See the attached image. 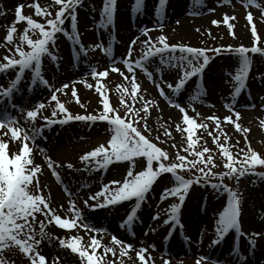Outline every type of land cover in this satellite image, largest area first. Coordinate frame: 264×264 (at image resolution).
Listing matches in <instances>:
<instances>
[{
  "label": "snow or ice",
  "instance_id": "obj_1",
  "mask_svg": "<svg viewBox=\"0 0 264 264\" xmlns=\"http://www.w3.org/2000/svg\"><path fill=\"white\" fill-rule=\"evenodd\" d=\"M225 2L230 3L231 0H218V3ZM144 3L145 0H132L131 12L142 11ZM167 3L168 0H157L154 5L157 13L155 27L161 34L153 38L149 35L152 29L140 28L138 30L140 35L130 39L127 49L120 57H114L112 44L105 46L101 41L86 47L81 41L78 32V9L83 7V0H42V3L33 0L28 6L34 9V15L40 17V21L34 19L33 15L23 14L24 4L15 6L14 20L7 26L6 34L2 38L6 42L3 46L7 48L8 54L0 58V74H7L10 77L6 83H0V264H46V257L39 249L45 239L49 243L54 239L46 231V223L54 222L61 229L80 227L89 233L105 231L87 222L82 210L76 207L74 198L79 196V192L69 193L71 200L69 211L73 214L72 218L58 214L45 193V188L48 186L42 184L40 180L41 165L34 159V147L39 148L41 152L44 149L37 144V140H47V136L43 134L45 128L57 123L67 124L70 121H82L89 126L96 121H106L105 131L110 133V138L80 156L79 160L83 163V169L76 167L72 162L67 163L68 169L75 168L76 171L83 170L91 173L107 168L113 161L128 162L124 166L126 174L121 173L120 179L102 183L99 190L87 195V198L82 201L86 208L91 210L115 208L119 211L117 206L123 207L125 216L121 218L119 228L135 236L132 229L139 220L138 210L142 203L149 200L148 194L154 191L153 185L157 178L162 174L170 173L174 182L171 187L163 188L159 201H166L170 197L174 200L167 207H160L157 203L158 211L151 217L152 221L160 220L162 215L166 217L163 219V224L169 225L166 240L171 238L177 227L184 228V223L181 221V209L186 218L191 214V210L185 203L190 192L192 194L201 190L207 192L210 188L214 194H227L222 209L214 212L209 218L212 237L208 247H215L224 241L230 232L234 233L233 246L228 252V257L231 259L218 261L208 254H201L195 260V264H252L249 256L255 255L258 246L264 248V224L256 230L243 227L244 196L238 188L242 177H255L256 179L252 180L253 184L264 181V171L257 170V166H264V157L252 149L248 143L249 129L238 122L241 113L236 109L237 98L242 92H247L250 102L242 107H258L264 110V95L259 96V104H256L246 83L252 66L248 53L251 51L264 56V46H255L258 34L253 13L249 11L246 15L247 24L251 26V39L254 41L251 48L243 45L235 47L231 44L208 47L204 41H201L205 45L203 47L190 46L184 43H170L169 37L163 34L164 23L159 13ZM241 3L246 8L254 6L259 9V20L264 21V0H241ZM91 7L93 12L97 11L95 5ZM117 9L118 0H102L98 9L100 21L96 25L97 29L108 31L110 26H114ZM215 10V8L209 9L210 12ZM6 15V9L0 5V16ZM235 19V16L225 13L222 20L213 19L210 23L225 24L229 34L234 35L231 31L234 25L230 21ZM18 23L24 26L18 29ZM196 31L200 32V29L197 28ZM205 32L213 41L217 40L210 30ZM58 34L71 41V55L67 58L66 64L72 69L79 67L81 54L87 57L89 52L95 49H100L108 57L109 63L102 70H98V66H92L90 71L84 74L90 75L96 81L95 92L99 94V103L102 105L96 114L74 115L57 96V93L67 95L65 90L69 89L71 84L70 95L79 103L75 87L76 80L66 81L57 86L45 78L46 58L55 64L57 70L61 66V61L64 60V57L59 55ZM111 35L109 31V36ZM141 36L144 38L142 39ZM225 52L238 56L239 65L234 73H226L227 78L224 80V84L229 89L227 95L230 98L224 106L232 115L224 116L223 122L233 125L236 132L243 134L245 145L238 148L235 154L232 148L239 145L240 140L237 138L235 145L228 143L231 137L224 131L221 117L218 115L204 117L206 121L213 122V128L209 131L208 123H197L196 118L200 116L199 112H196L195 116L188 114L189 109L195 112L193 102L208 94L207 89L200 82L205 68L214 57ZM118 64L123 65L126 71L117 67ZM138 69L155 84L168 104L177 108L182 114L183 126L177 124L176 128L181 133L187 134L183 140L179 141L180 148L187 155L180 154L178 149L170 158L168 151L142 134L141 128L152 131L148 123L149 109L153 105L157 107L158 105L156 101L146 99L144 92L140 91ZM110 72H118L127 82V86L123 87L119 97V106L125 109L123 113L119 111V106H112L108 99L106 84L102 78L108 77ZM166 77H170L171 82ZM255 79L264 81V71H259ZM83 82L90 89L94 87L86 80ZM163 85L171 90V94L166 93ZM40 86L47 90L48 97L36 102L28 101V93ZM190 90L192 94L187 97L185 103L182 97ZM172 96L176 99H172ZM138 101L140 107H135ZM80 106L85 107L83 104ZM48 109H51L50 115L45 114ZM38 120L46 123L40 125ZM140 121L144 122L143 125L137 126ZM260 124L264 126V120H261ZM197 129H204L207 136L212 137V143L219 151V159L216 158L213 148L201 146L197 149L196 146L202 139L204 145H207L203 134L196 135ZM163 136L170 137V132L165 129ZM222 136L223 140H221ZM155 139L162 143L166 142L161 140L159 135ZM176 146L177 142L174 141L172 147L176 148ZM138 157L144 159H137ZM47 160V168L51 169L52 175L63 182L57 171L62 167V162L57 163L50 157ZM169 160L170 162L166 163ZM226 178L233 181L237 187L225 183ZM204 199L207 201L210 197L205 196ZM260 208L264 209V202L261 203ZM200 213L207 217L206 205L197 209V214ZM139 222L143 223V221ZM149 227L151 231H155L154 227L151 225ZM147 234L145 231L144 235ZM240 238L247 242L244 250L248 255L241 251ZM55 239H59V244L70 249L72 253H78L79 264H138V262L148 264V261L155 264L149 253V248L155 250L154 244L137 248L115 234L110 238V245L102 244L101 239H98L96 235H91L85 243H81L84 238L80 235H73L68 239ZM184 239L189 240L188 237ZM195 243L200 246L203 240L199 239ZM98 248H102V252L98 253ZM146 253H148L147 256ZM109 254H111L110 258ZM161 255H168V253H161ZM60 264H63L62 260ZM163 264H170V262L164 259Z\"/></svg>",
  "mask_w": 264,
  "mask_h": 264
},
{
  "label": "rangeland",
  "instance_id": "obj_2",
  "mask_svg": "<svg viewBox=\"0 0 264 264\" xmlns=\"http://www.w3.org/2000/svg\"><path fill=\"white\" fill-rule=\"evenodd\" d=\"M17 4H19V2L17 1L9 2L7 4L5 0H0V5H3L4 8L9 12L7 13L9 14L10 18H12L11 14ZM200 6L202 5L200 4ZM200 6L198 7V3L196 1L190 2L188 5L186 4V8L183 7L184 9L181 8L182 9L181 11L175 13L174 14L175 17L173 19L166 20L167 22L166 25L167 26H171L173 24L178 25L177 21H179L180 23L179 25H181L183 23V19H188V20L192 19V21L197 20L193 27H196V24L199 27L197 26L194 29L202 28L205 30H210L213 32V36L217 37V40L213 41L211 37L199 40V38L201 37L197 36V37L191 38L189 42H186L185 38H182V37L173 38L174 33H172V36H171L169 35V33L166 34L164 30H162L163 34L169 37L170 43H184L190 46L203 47L205 45L202 44L201 41H204L208 47H215L220 44H224V45L231 44L235 47L243 45L245 47L251 48L253 46L254 41L251 39V31H250L251 26L248 25L246 21L247 12L251 11L253 13L254 22L257 25L258 39L255 41V46H264V21L259 20V14H260L259 9L255 8L254 6L251 8H246L244 4L241 3V0L231 1L230 3L228 2L218 3V0H206L203 3V6L205 7H203V9L200 10ZM212 8L216 9L215 12L209 11V9H212ZM167 9L168 11L165 8H163L161 9L159 13V16L162 18V20L165 15L174 11V9L171 7H168ZM175 10H178V9H175ZM225 13L236 17L235 20L230 21V23L234 25L233 29L231 30L232 33H234V35L229 34L227 25L225 24L212 25L210 23V21L213 19L222 20L223 15ZM185 14H190V15H185ZM88 16L89 17L86 19V22L84 24V26L86 27H83L84 31H82V33L85 35L86 33L89 34V36L86 35V38L89 39V41L90 39L94 41V38H97V36L101 34V29L96 28L95 31L88 33L89 29L87 28L90 26L89 25L90 22L99 23L100 16L96 12L89 13ZM201 18L206 19V21H203V20L200 21ZM34 19H37L38 21H40L41 18L36 17ZM154 23H157L156 11L154 12L153 15H150L148 18L143 16L139 21L137 20L135 27H138L140 29L142 27H149L151 24H154ZM220 25H223L225 27L224 32H218L215 30L214 27L220 26ZM6 29L7 27L5 28V26H0V37L4 35V33L6 32ZM110 32L113 33L112 31ZM105 34H106L105 38L109 39L110 37L109 30L105 32ZM133 34L134 36L139 35V33L137 32L136 33L133 32ZM160 34L161 33L154 34L153 38H155L156 36ZM206 34L207 33L205 32L204 35ZM217 34H221V35H217ZM80 38H81V34H80ZM58 39L62 41L64 45H66V48L68 50H70L69 45H67L69 43L68 41L64 39V36L62 35L60 36L58 34ZM58 47H59V55L61 56L62 54H64V48L62 49L59 45ZM93 53L95 52H92L89 55ZM113 53H114V49H113ZM122 53L123 52L121 50L120 54ZM209 55H211V53H209ZM248 55L250 59L252 60V66H251V70L249 73V78L246 83H247L248 88L250 89L252 88L251 91H253L256 96L257 100H255L254 102L256 104H259V99H258L259 96L264 95V81L256 80L255 75L259 71H264V56H261L259 53H252L251 51L248 53ZM153 59L158 60V58H153ZM44 65L45 66L48 65L50 66V69H52V65H54V63L50 59H47V62H46V59H45ZM238 66H239L238 56L233 55L232 53L225 52L219 56L214 57L212 61H210L209 65L205 68L203 76L200 81L207 89L208 94L205 96H202L200 100L193 102L195 105V112L192 111L191 109L188 110V114L191 116H195L196 112H199L200 116L196 118L197 123L198 124L202 122L208 123L209 131L212 130L213 128V122L206 121L204 117L209 116V115H218L219 117H221L222 127L224 131L228 133L229 136L231 137L228 143L230 145H235L236 139L239 138L240 140L239 145L232 148V152L234 154L238 151V148L244 147L245 145H244L243 134L236 132L233 125L227 122H223L224 116L232 115V113L229 112L224 106L225 103L230 99L227 95V92L229 91V89H227V85L224 84V80L227 78L226 73L228 72L234 73L235 70L238 68ZM122 70L126 71L124 67ZM137 73H138V82L141 85L140 91L146 93V91L144 90V87L142 86L146 84L154 85V94L156 97H158L157 92H156L157 88L155 84L149 81L147 79V76L144 75V73L141 70L138 69ZM44 75H45V78L49 79L50 83H52L53 76L48 77L46 73H44ZM208 76H210L209 78L210 84H208V81H207ZM166 78L168 79L169 82H171L170 77H166ZM103 82L106 84V81L104 79H103ZM119 83L115 85V90L117 94L116 99L114 101H109L110 104L111 105L113 104L112 106L114 107L120 105V100H119L120 94L123 92V87L127 86V82L124 80L119 81ZM189 83L191 84V81ZM212 83L216 84L215 88L212 86ZM39 92L40 93L42 92L45 98H47V96L49 95L47 90H45L43 86H40ZM146 94H144L145 98L152 100L151 98H147ZM191 94H192V91L190 90L188 93H186L182 97V101L186 103L187 97ZM241 95L242 93L240 94V96L237 98V101H236V109L240 111L241 113L238 122L243 127L249 129L247 136H248V143L250 144L251 148L254 149L259 155L264 157V126L260 124V121L264 120V110H261L259 108L258 114L255 113L256 110H254L252 115L243 116L244 111L252 112L253 108L242 107V105L240 104V100L242 99ZM220 97H224L225 99V103L223 105L219 104L221 109L219 108L216 102L218 98ZM87 98L91 100L93 99L94 101H96L98 103V106H97L98 109L94 110L93 112H89L85 107L83 108L82 107L77 108V106L75 107L65 106V107L69 110V112H71L74 115L75 114L87 115L88 113L96 114L98 110L102 108V105L99 103V99H100L99 94L98 93L89 94ZM171 98L176 99L175 96H172ZM125 99H128V98L125 97ZM61 100L64 102V99H61ZM249 102L250 101H248L247 103ZM129 103H131V101H129ZM135 107H140L139 101L136 103ZM171 107H174V106H171ZM174 109H175L176 115L181 118L182 114L179 112V110L175 107ZM124 110L125 109L123 106H119V111L121 113H123ZM49 112H51V109ZM149 113L150 115L148 117V123L152 131L149 132L141 128L142 134H144L146 137L151 139L154 143L157 144V146L168 151L170 154V158L176 154L178 149H180V154L187 155V153H184L182 151V149L180 148V144H179V141L183 140L186 137L187 135L186 132L181 133L176 128V126L173 127L168 122V120L165 119V117L162 115V113L160 112V109L158 110V107L156 105H153L149 109ZM141 115H143V112H141ZM233 118L235 119V117ZM42 123H43L42 125H44L43 120H42ZM69 123H67L69 126L65 128H61V130L58 131V133H61L62 135H58V136L54 135L52 136L53 139H51V135H49L50 138L48 139V141L50 142L52 150H54L55 152L54 154L51 150L50 151L51 155L49 157L54 161H58L59 163L62 162V167L64 168V170L66 171L70 170V171H73V173L68 172L71 178H66L62 185H58V181H56L47 171L46 166H47L48 161L46 160L44 164L45 168L43 169V171H45L48 176L47 177L42 176L40 175L41 173H39L41 183L48 186L47 188H45V193L49 196L52 207L56 208L57 210L63 209L65 213L67 214L70 213L72 217L73 214L71 211H69V209L71 208V200L69 197V193L79 192V196L74 198L75 205L77 208L82 210L85 220H96L97 219L96 221L98 222L99 218L100 220H107L110 218V219H113L111 220L112 223L115 222V224L113 223L114 228H115L116 225L119 226L120 221H121L120 220L121 216H118V211L115 208H111V209L103 210V211H95V210L86 208L82 202L84 199L87 198L88 194L99 190V187L102 185V183H106L110 179H114V178H109L108 176H106L105 174L106 168L102 169L101 171H96V172H91V173L87 171H83V170L76 171L75 168L67 170L68 169L67 163L69 162H72L76 167L83 169L84 167L83 163L79 160L80 156L88 152L89 149L93 150V148H95L94 145H92L91 143L89 144V140L100 139L103 143L105 140L110 138V133H107L105 131V129L107 128V122L106 121H96L95 123H91L90 126L88 123H85L82 121H70ZM143 123H144L143 121H140V124L137 126H141L143 125ZM58 125L60 126L61 124H58ZM57 129H60V128H57ZM165 129H167L170 132V137L163 136ZM73 131H77L76 137L75 135H72L74 134ZM43 134H46L45 129L43 131ZM201 134H203L204 139L207 140V145H204V140L202 139L197 144L196 146L197 149H199L201 146H208L210 148H213L216 158L219 159V151L218 149H216V146L212 143V137L207 136V133L204 131V129H197L196 135H201ZM157 135L161 137V140H164L166 142L162 143L160 140H156L155 137ZM60 139H61V143L60 145H57ZM221 140H223V136L221 137ZM174 141L177 142L176 148L172 147V143ZM78 147H81V148H78ZM60 148H63L64 150L66 149L68 152H70V155L65 157V155L67 154L61 153ZM46 152L44 151L43 156L46 154ZM137 159H144V158L138 157ZM167 162H170V160L166 161V163ZM127 163H128L127 161H113V163L108 165V167L111 166L112 164H116V166L112 167L111 170L115 171V175H114L115 178L120 179L121 173L126 174V170L124 166ZM116 167H120V171L115 170ZM188 175H190V173ZM255 179H256L255 177H242L240 179L238 188L243 193L244 203L247 201L249 205H254L256 207L254 217L257 218L258 216L259 220L260 219L264 220V209L260 208L261 203L264 202V181H257L255 184H253L252 180H255ZM173 182L174 181L172 180L170 173L162 174L161 177L157 178L156 183L153 185V189L155 190V192L154 193L150 192L148 195L149 197L150 195L152 197H150L146 203H143L145 210L142 213L144 216V220L141 226L144 228L140 227L141 231L135 232V236L133 237V239L131 237L128 238V241L131 242L137 248L140 246H147V245L154 244L155 250H152L151 248H149V253L151 254L152 260L155 261V264H163L164 259L161 255V252L159 253V249L167 241L166 239L163 240L161 236L162 235H165V237L168 236L169 225L166 226L163 224V219L166 218L163 215L160 220L152 221L151 217L152 215H154L156 211H154V209H150V206L154 205L157 208L156 205L157 203H159L160 207H167L173 202L174 198H171V197L168 198L166 201H163V202L159 201V195L163 191V188L171 187ZM225 183H228L230 186L237 187V185H235L233 181L231 180L225 179ZM205 196H209L210 199L206 201L204 199ZM226 199H227V196L214 194L211 192L210 188L208 189L207 192H204L203 190H201L200 192H197L195 194H192L191 192L189 193V197L185 201L187 207L191 210V213L198 216L199 218L200 217L203 218L201 221H199V224L196 227L197 230L195 233L200 234L204 229H208L206 231V234L209 236H212L209 218L213 216L214 212H218L219 210L222 209L223 203L226 202ZM90 203H95V202L90 201ZM244 203L242 204V210L244 209L243 208ZM162 204H165V205L161 206ZM202 205L207 206V217H205L203 213L197 214V209L201 207ZM157 211H158V208H157ZM183 216H184L183 209H181V221H182ZM242 216L244 218L245 216L244 213H242ZM138 217L140 218V216ZM150 225L151 227L155 228L154 232L151 231L149 227ZM254 228L257 229L256 227ZM77 230L78 229L76 228H74V230L72 231H70V229H61L59 228V226L55 225L54 222L52 224L46 223V231H48L54 237V239L52 240L51 243H49L48 240L45 239L41 248L44 252H48L52 254V256H54L55 258V260H52V261L50 259H47L48 262L46 261V264H58L62 260V255H64V253L68 255L70 254L71 256H73L75 264H79L78 253H72L70 249L63 247L58 243L59 239H55V238L68 239L69 238L68 233H71L70 235H72ZM145 231H147L148 233L147 235H144ZM173 234H174L175 240L179 241L180 235H178L176 229L172 233V236ZM230 235L231 233L229 234V236ZM227 238L225 237V242L227 241V243L225 242L220 243V244H226L224 249H226V247L229 249V247L233 245L232 243H233L234 237L231 239L227 236ZM81 243L83 242L81 241ZM246 243H247L246 241H243L241 242V245L244 246L246 245ZM241 251L244 252L243 254H245V251L243 250L242 246H241ZM228 252H229L228 250H225L223 252V258L228 257ZM256 253L258 257L257 258L255 257L256 260H254L252 264H263L264 248H260L258 246L255 254ZM13 255L15 254L13 253ZM145 255L147 256L148 253H146ZM245 255H248V253ZM110 257H111V254H109V258ZM157 258H160V260H158ZM63 261H66L63 264H71L68 262V260H63ZM148 264H151V261L150 262L148 261Z\"/></svg>",
  "mask_w": 264,
  "mask_h": 264
},
{
  "label": "bare ground",
  "instance_id": "obj_3",
  "mask_svg": "<svg viewBox=\"0 0 264 264\" xmlns=\"http://www.w3.org/2000/svg\"><path fill=\"white\" fill-rule=\"evenodd\" d=\"M5 1L8 4L9 2L21 1V0H5ZM94 1H101V0H83V7L78 9V30L83 29L84 23H85L86 19L89 17L88 14L89 13H95L92 11V7H91V5L94 3ZM184 1L185 0H168L166 7L169 6V7L174 9V11L169 13L170 19H173L175 17L174 14L182 10L181 8H183L185 5ZM32 2H33V0L32 1L26 0L24 3V5H25L24 11H25L26 15L35 16L34 15V9L28 6ZM37 2L42 3V0H37ZM131 3H132V0H118V9H117V12L115 14L117 17L115 18L114 26H113V29L117 34V39L114 42V47H115L114 57H120L119 51L121 48H123L124 51L127 49L129 41L133 37V31L135 30L136 21L137 20L139 21L142 18L141 15L148 18L151 15V13H150V12H152L151 9L154 8V5L156 4L154 0H145L142 11L136 13V12H131V10H130ZM96 8H97V10L99 9L97 6H96ZM175 9H178V10H175ZM201 9H203L202 6H201L200 10ZM97 13H99V11H97ZM185 15H190V14H185ZM201 20L206 21V19H202V18L200 19V21ZM12 21L13 20H11L9 18L8 14L6 16H0V26L2 24L3 25L11 24ZM196 21L197 20L192 21V19H190V20L183 19V23L181 25H179L180 23H178V25L173 24L171 26H166L164 29V32L166 34L169 33V35H171V36H172V33H174L173 38L174 37L175 38H181L182 37V38H185L186 42H189L191 40V38H194L197 36L201 37V38H199V40L204 39V38H210L211 36H208L207 34L201 35V33H205V29L199 28L200 32H197L196 29H194L198 26L196 24V27H193L195 25ZM23 26L24 25L22 23L17 24L18 29H21ZM214 28L218 32H224V30H225V27L223 25L216 26ZM211 33L213 36L212 31H211ZM153 34H158L157 28H152V30L149 32V35H151L152 37H153ZM86 35L89 36V34H87V33H86ZM217 35H221V34H217ZM141 38L143 39L144 37L141 36ZM87 42L89 45L96 44L95 40L93 41L92 39H90V41H89V39H87ZM103 42L106 45L109 44V41L107 39H104V38H103ZM177 42H179V41H177ZM5 43L6 42H4L2 39H0V58H2L4 55L8 54L7 48L3 46ZM90 52H96L95 54L102 53V51L100 49H95L94 51H90ZM64 54H66L67 56H65L64 60L61 61V66H60L59 70H57L56 66L52 70L53 75L55 77V82L59 86V84H61L63 82L76 80L77 83H76L75 87L77 90V97L79 98V103H77V100L75 98H72L70 95V89L72 86L71 84L69 86V89L65 90V92L68 94L65 95L64 93H60V96L63 97V99L65 100V104L67 106H70V107L77 106V108H80L81 107L80 105L83 104V105H85V108L87 107L90 112H93L96 109V107L98 106V103L96 101H94L93 99L91 100V99L87 98V96L89 94H93L92 90L95 89V83L96 82H94L92 77H90L88 75L85 76L84 74L86 72L90 71V68L92 66H99L98 70H102L105 66L108 65V64H106L109 62L108 57L101 55L96 60H91V59H88L87 57H84L82 54L81 59L79 61V67L76 69H72V68H70V66H68L66 64V60L68 58L69 53H64ZM103 61L105 63H103ZM91 62H93L94 65H92ZM117 66L119 67V64ZM45 70L49 72V68H45ZM112 73L113 72H110L109 76L106 78V80L108 82L107 87H110L106 91H107L108 99L111 101L112 100L114 101L115 100V94L112 90H115V85L117 83H119L118 81H116L119 79V77H118V75H115V74L113 75ZM4 78L6 79V81H8L10 77L7 74H0V83ZM209 78H210V76L207 77L208 84H210ZM84 80H86L87 83L93 84L94 87L91 89L88 88L87 84L83 82ZM212 86L215 88L216 84L212 83ZM142 87H144V90H146V93L148 94V96L150 98H152L153 101H156L158 103V110L160 109V112L162 113V115L165 117V119L168 120V122L173 127H175L177 124L182 125V120L179 116L176 115L174 108H170L164 101L158 99L157 97L153 98V96H155L154 85L146 84ZM163 87L165 88L166 93H168V94L171 93V90L167 89L166 85H163ZM251 90H252V88H251ZM251 90H250V92H251L252 97L255 98V100H257L254 92ZM146 93L144 92V94H146ZM243 94H244V98H242L240 100L241 105H244L249 101V96H248L247 92H243ZM35 100H36V98H34V99L30 98L29 101L34 102ZM216 102H217V105L219 106V108L221 109L219 104L223 105L225 103V99H224V97H220V98H218V100ZM254 110H256L255 113H257V114L259 113V108L257 107V108H253L252 112L244 111L243 116L252 115ZM49 133L51 135V139H53V137H52L53 135H57V136L62 135L61 133L57 132V129H52V130H48V132H46V134H44L45 136H47V140H42V139L37 140V144L40 145L44 149V151L45 152L47 151L48 153L46 152V154L43 156L44 151L41 152L39 148L34 147V152H35L34 159H35L36 163L41 165V172H40L41 174L40 175L46 176V177L48 175L45 171H43V169L45 168L44 164H45L47 158L51 155L50 151L52 150L50 142L48 141V139L50 138ZM74 134H76V132H74ZM99 142H101L100 139L90 141V143L92 145H98ZM60 143H61V139L59 140V143L57 145H60ZM78 148H80V147H78ZM60 151H61V153L67 154V155H65V157L70 155V152H68L66 149L64 150L63 148H60ZM52 152L55 154L54 150H52ZM56 162H58V161H56ZM46 168H47V166H46ZM47 171L49 174H51V169L48 170V168H47ZM54 188H56V187H54ZM164 205L165 204H162L161 206H164ZM243 208H244V210L242 211V213H244L245 216H244V218L242 216V222L244 224L243 227L245 229L256 230L254 227H256L258 229L261 224H264L263 219L259 220L258 216H257V218L254 217V213H255V209H256V207L254 205H249V203H247V201H246L243 205ZM59 210L61 212H64L62 209H58V211ZM191 214L192 215H189L187 218L185 216H183V218H182V223H184V236L189 238V240L187 241L188 246H182V245L178 246V243L176 241L172 240V242H170V244L168 246V250H167L169 257L171 258L170 264H195V260L198 258V255H201V254H208L212 258H214L218 261L225 260L226 258H223L222 254L225 250H229L231 247H229V249L227 247H226V249H224L225 248V244H224V246H219L222 249H220L219 247H216V246L209 248L208 245L210 244L211 236L206 234V231L208 229L203 230V235H201L202 232L200 234L195 233L197 230L196 227L199 224V221H201L203 218L202 217L199 218L198 216L194 215L193 213H191ZM88 222L91 223L94 227L96 225H99V223L104 228L107 226L110 234H112V235L115 234V235H118L119 237L124 238L123 233L118 234V232L116 231V229L113 228V226L110 222L105 223L104 221H101V220L99 222L88 220ZM82 232L89 239L90 236H89L88 232L87 231H82ZM232 234H234V233H232ZM96 236L98 239H101L102 244L110 245V241L108 242L106 236H102V234H100V233H96ZM199 239L203 240V244L200 246H198L195 243V241H197ZM241 240H244V239L241 238ZM187 248H189V249H187ZM39 250L42 254L45 255L46 261H47V259H50L51 261L55 260L54 256H52V254H50L48 252H44L41 247ZM97 250L102 251V248H98ZM161 250H163V249H161ZM191 254H194V256L188 257ZM255 257L256 258L258 257L257 253L254 256H252L250 260H256ZM124 259L127 261L126 257ZM63 260H68L69 263H72L71 260H74V258H73V256L64 253V255H62V261ZM64 262H66V261H63V263ZM58 264H60V262ZM263 264H264V262H263Z\"/></svg>",
  "mask_w": 264,
  "mask_h": 264
}]
</instances>
